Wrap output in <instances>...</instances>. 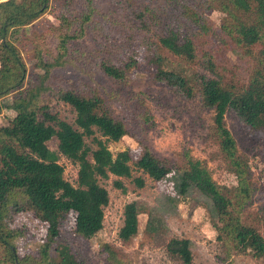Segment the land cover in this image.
I'll return each mask as SVG.
<instances>
[{
	"label": "trees",
	"instance_id": "16d2710c",
	"mask_svg": "<svg viewBox=\"0 0 264 264\" xmlns=\"http://www.w3.org/2000/svg\"><path fill=\"white\" fill-rule=\"evenodd\" d=\"M107 1L111 5L96 7L93 0H0V113L3 108L14 111L9 122L0 126V264H84L58 240L70 214H74V236L89 239L102 229L109 195L99 180L132 175L130 150L114 155L108 148L109 141L124 136L142 149L135 163L138 169L157 178L168 174L178 196L196 190L205 197L216 239L227 256L234 251L264 260L260 230L264 204L258 211L251 209L259 187L225 122L231 115L264 132V0ZM212 11L223 14L218 27L210 20ZM46 12L57 22L56 44H44L53 59L39 55L44 68L41 83L24 87L26 65L18 48L19 35ZM195 39L217 46L202 56L203 71L183 63L194 61ZM227 50L245 62L247 71L241 76L228 59L220 60ZM142 52L156 65L157 84L185 98L198 95L202 105L213 110L212 136L236 185H219L188 150L182 152L181 163L153 151L144 136L154 121L143 100L128 105L132 113L128 121L115 114L90 82L53 73L55 67L77 61L83 70L120 81L137 65ZM45 91L73 108L76 128L50 111L42 99ZM95 131L105 140L95 138ZM92 136L94 150L85 142ZM53 137L57 152L46 144ZM59 155L78 164L76 185L64 178ZM134 182L138 187L144 184L141 178ZM113 185L125 191L121 180ZM138 208L136 201L124 206L118 232L123 242L138 232ZM35 226L44 228V243L35 252L21 255L18 244L35 233ZM148 226L157 229L151 220ZM165 249L170 258L192 264L188 238H171ZM102 252L111 264H126L110 244H104Z\"/></svg>",
	"mask_w": 264,
	"mask_h": 264
},
{
	"label": "rangeland",
	"instance_id": "374dc122",
	"mask_svg": "<svg viewBox=\"0 0 264 264\" xmlns=\"http://www.w3.org/2000/svg\"><path fill=\"white\" fill-rule=\"evenodd\" d=\"M83 1L85 0H76L77 3ZM93 5L98 7L111 3L107 0H93ZM209 16L213 26L218 27L223 14L212 11ZM55 28L56 20L50 12H46L34 25H29L19 35L21 42L18 48L26 65L24 87L41 83L40 76L44 68L39 62V55H42L44 60L53 59L44 44L46 41L50 46L56 44ZM195 41L197 48L194 61L183 63L188 69L203 71L200 65L202 56L205 51L213 48L217 50V46L202 39ZM38 45L41 47H37ZM223 53L220 60L228 59L229 64L235 65L240 76L247 71L245 62L228 50ZM169 59L175 61L171 55ZM83 69V64L77 61L66 62L55 67L53 73L90 82L108 100L115 114L125 117L128 121L132 117L128 105L137 106L138 101L143 100L154 121V126L144 136L145 142L153 151L181 163L182 152L188 150L195 159L207 167L219 185H236L235 176L229 171L212 136L213 110L205 108L198 95L185 98L157 84L153 80L156 65L149 62L144 52L137 65L120 81L118 79L113 81L101 74ZM110 94L115 96L111 97ZM42 99L60 120L76 128L75 112L69 104L59 100L52 91H45ZM10 100V96H7L6 101ZM13 115V110L3 108L0 113V126L6 125ZM225 122L236 141L239 155L248 160L252 179L259 187L251 208L258 211L264 204V132L238 122L231 115H226ZM94 137L105 140L98 131H95ZM85 142L91 150L96 148L93 136L85 138ZM46 144L50 150L58 151L55 137ZM108 148L114 155L127 148L130 150L132 175L129 178L110 175L108 179L99 180L100 185L108 191L109 202L104 207L102 229L93 237L84 239L74 236L72 232L74 214H70L68 224L62 229L58 242L67 244L79 261L82 260L84 264H111L105 259L106 253L102 252L103 245L110 244L119 252L126 264H181L180 261L168 256L165 246L171 238H188L191 241L192 264H264L263 259L250 254L232 251L231 255L227 256L225 248L216 239L215 228L205 207V197L196 190L187 196H178L172 181L167 178L168 174L164 178H157L151 172L138 169L135 163L142 154V149L133 138L124 136L117 142L109 141ZM58 162L63 166L64 178L76 185L78 164L63 155H59ZM134 178H141L144 181L143 186L138 187ZM116 179L124 184V192L114 187L113 182ZM131 201H136L139 206L138 232L132 240L123 242L118 237V232L123 225L124 206ZM149 220L157 229L148 230ZM34 229L35 233L19 242L18 250L21 255L35 252L44 243V228L35 226ZM260 230L264 234V226Z\"/></svg>",
	"mask_w": 264,
	"mask_h": 264
}]
</instances>
